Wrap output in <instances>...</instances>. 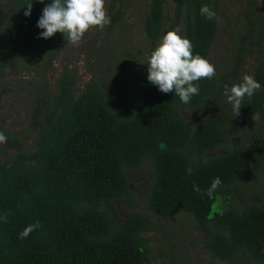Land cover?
Returning <instances> with one entry per match:
<instances>
[{"label":"trees","instance_id":"obj_1","mask_svg":"<svg viewBox=\"0 0 264 264\" xmlns=\"http://www.w3.org/2000/svg\"><path fill=\"white\" fill-rule=\"evenodd\" d=\"M9 1L11 12L0 9V80L51 59L66 42L59 33L39 38L36 21L44 4ZM170 1V13L165 12L166 0L148 1L142 26L150 47L160 41L166 24L167 31L180 30L193 53L208 61L220 17L217 0ZM204 4L216 13L213 20L199 14ZM127 6L128 0H109L108 29L124 19ZM238 19L229 58L217 65L211 79L195 82L199 94L188 104L171 92H159L146 75L137 76L132 88L125 84L124 91L118 90L120 104L94 81L75 88L66 67L52 91L34 84L28 112L34 148L24 151L0 126L7 137L0 159V216L5 217L0 264H151L143 237L153 227L151 215L171 218L178 213L193 219L212 259L264 263V198L237 186L264 162V16L257 0H243ZM247 58L253 61L249 69ZM244 75L261 89L245 97L233 115L224 88L240 83ZM3 94L0 90V100ZM203 107L220 111L194 126L182 117L183 109ZM247 116L259 122L254 135L244 129L251 123ZM220 146L224 151L210 155ZM145 162L153 169L147 213L119 218L112 202H130L125 168ZM216 177L220 186L211 198L203 195ZM194 184L201 193L193 191ZM37 222L40 228L19 238L25 226Z\"/></svg>","mask_w":264,"mask_h":264},{"label":"rangeland","instance_id":"obj_2","mask_svg":"<svg viewBox=\"0 0 264 264\" xmlns=\"http://www.w3.org/2000/svg\"><path fill=\"white\" fill-rule=\"evenodd\" d=\"M149 0H128L124 19L113 28H92L82 37L78 45L66 42L59 52L51 59H47L36 67H27L17 76L6 74L0 80V90L4 94L0 100V126L14 135L21 143L24 151L34 148L35 132L28 127V112L34 98V84L43 83L52 91L56 78L64 67L69 76L75 78V88H83L94 81L102 87L118 104L119 91H124L127 84L129 88L136 83V77L146 75V64L134 63V60L145 59L146 63L153 48L143 33V19L147 11ZM109 0H104V8ZM243 0L228 1L217 0L218 28L215 33L213 45L210 49L208 62L214 68L222 60L229 58L228 51L233 36H237L236 23L239 22L238 11ZM259 10L264 16V0H257ZM171 1L166 0L165 12L170 13ZM13 2L0 0V9L11 12ZM107 15V14H106ZM167 32L164 25L163 34ZM180 34V30H176ZM131 56V57H130ZM253 64L252 58H247L246 68ZM117 91V93L114 92ZM79 93V90L77 91ZM220 108H190L181 111L182 117L191 126L205 121L218 113ZM230 113L233 114L232 108ZM234 115V114H233ZM245 125L247 133L256 134L260 128L256 116H247ZM264 128V124H262ZM0 144V159L3 158ZM225 146H220L210 152V155L224 151ZM264 150V142H263ZM8 151V154H11ZM128 182V197L130 202L122 199L112 202L119 218L132 212L147 213L145 201L153 182V169L149 162L143 163L139 168H125ZM243 190L264 198V162L260 169L251 171L239 181ZM236 199L235 195L232 196ZM153 227L143 233L150 253L151 264H228L218 258L212 259L203 246L201 232L195 227L193 219L186 213H178L171 218H162L151 215ZM235 264H249L244 259L238 258ZM264 264V263H262Z\"/></svg>","mask_w":264,"mask_h":264},{"label":"clouds","instance_id":"obj_3","mask_svg":"<svg viewBox=\"0 0 264 264\" xmlns=\"http://www.w3.org/2000/svg\"><path fill=\"white\" fill-rule=\"evenodd\" d=\"M44 4L41 15L36 21L40 29L38 36L49 39L59 33L67 44L78 45L84 34L92 28L103 29L110 23L106 15L104 0H36ZM31 13V4L25 7L24 15ZM199 14L205 20H213L216 13L206 4L201 5ZM146 64V79L148 83L164 94L173 93L183 104H188L191 98L199 94V87L195 83L201 79H211L215 75L214 66L205 58L193 53L191 41L170 30L161 36L158 45L151 51ZM261 89V84L249 75H244L242 81L233 84L230 88L225 86L226 101L231 104L233 112L238 114L242 100L251 98L256 91ZM7 137L0 132V144L6 142ZM219 177L214 178L203 195L212 197L220 186ZM195 193H201L197 185H193ZM0 222H5V217L0 216ZM40 228L39 222L30 224L18 234L24 239L34 230Z\"/></svg>","mask_w":264,"mask_h":264}]
</instances>
